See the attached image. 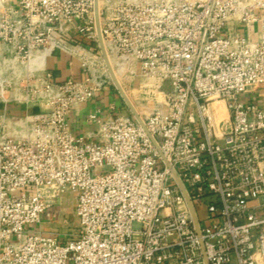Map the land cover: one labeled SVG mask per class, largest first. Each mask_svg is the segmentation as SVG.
Here are the masks:
<instances>
[{
    "label": "built area",
    "instance_id": "2783aa9c",
    "mask_svg": "<svg viewBox=\"0 0 264 264\" xmlns=\"http://www.w3.org/2000/svg\"><path fill=\"white\" fill-rule=\"evenodd\" d=\"M98 13L112 70L153 103L139 115L199 237L131 114L111 104L74 121L114 89L94 0H0V103L27 109L0 114V264H205L200 240L208 264H264V0H98ZM56 52L85 77L56 81Z\"/></svg>",
    "mask_w": 264,
    "mask_h": 264
},
{
    "label": "crops",
    "instance_id": "0c3cea01",
    "mask_svg": "<svg viewBox=\"0 0 264 264\" xmlns=\"http://www.w3.org/2000/svg\"><path fill=\"white\" fill-rule=\"evenodd\" d=\"M255 29L256 27H252L250 30H246L242 26L232 24L226 28L225 33L241 34L244 36L247 35L252 39H256L257 34ZM46 68L52 73L54 79L59 82L68 79L80 81L85 77V72L82 70L79 62L76 59L59 52L54 53L52 56L46 59ZM123 83H125L124 80L122 83L120 82L121 85ZM255 97L257 101H259L261 104H264V87L259 88V90L255 94ZM111 104L115 105V107H117V109H119V112H121L122 114H128V112L124 110L125 108L120 98L116 95V92L112 88L108 87L101 95L97 96L94 100L83 106L78 111V113L74 114V121L79 128H84V118L88 113H90L95 108H100L103 112H106L107 108ZM3 111H6L9 116H20L23 115L27 111V109L23 106L12 103H9L7 105L0 103V114ZM28 111L35 112L36 109H29Z\"/></svg>",
    "mask_w": 264,
    "mask_h": 264
},
{
    "label": "water",
    "instance_id": "95a60500",
    "mask_svg": "<svg viewBox=\"0 0 264 264\" xmlns=\"http://www.w3.org/2000/svg\"><path fill=\"white\" fill-rule=\"evenodd\" d=\"M94 18H95V29H96V34H97L99 50H100L103 62L105 64V67L107 69V72L109 74V77L112 81L113 87H114L115 91L117 92L118 96L120 97V99L122 100V102L125 104L126 108L128 109L129 113L131 114V116L135 119V121L138 123V125L141 127V129L144 131V133L146 134V136L148 137V139L150 140V142L154 146L155 150L157 151L158 155L160 156L161 160L163 161V163L166 165L167 169L169 170V173L171 174V176L175 180L177 186L179 187V189H180V191H181V193H182V195H183V197L187 203V206H188V209L190 211V215H191V218L193 221V225L195 228V232H196L197 236L199 237V228H198V222H197V219L195 216V212L193 210V206L191 204L189 196H188L181 180L179 179L178 175L176 174L174 169L171 167V165L168 163L165 156L160 151L156 141L151 136V134L148 132V130H147L145 124L143 123L141 117L139 116V114L135 110L134 106L132 105L131 101L129 100V98L127 97V95L125 94V92L123 91L121 86L119 85V83L115 77V74L112 70V67L109 63V59L107 57V54H106V51H105V48L103 45L102 37H101V30H100V24H99V13H98V0H94ZM199 244H200V248H201V251L203 254L205 264H208L206 261L205 255H204V249H203V245H202L201 240L199 241Z\"/></svg>",
    "mask_w": 264,
    "mask_h": 264
},
{
    "label": "rangeland",
    "instance_id": "374dc122",
    "mask_svg": "<svg viewBox=\"0 0 264 264\" xmlns=\"http://www.w3.org/2000/svg\"><path fill=\"white\" fill-rule=\"evenodd\" d=\"M7 75H9V74L6 73V72H3V71L0 72V79L6 78ZM23 75L24 74H22L21 76H23ZM117 78H118V76H117ZM118 80H119V83L120 82L122 83L123 80H124L125 83L122 84L123 86L121 84L120 85L122 86L123 91L125 92V94L129 98V100L131 101V103L133 104V106L135 107V109L137 110V113L143 114L145 112L146 107H152L153 103H151V102L145 103L144 102L145 98H148V96H146V94L144 93L145 90L138 88V80L133 83V85H134L133 87L128 86L129 83H130V80H129V78L127 76H125V77H119ZM6 91H7V93L10 92V90H4V92H6ZM116 95L118 96L117 92H116ZM157 97L160 98V100L162 98L161 95H157ZM121 102H122V100H121ZM122 104H123V106L125 108L124 110H126V112L129 113V111L126 108L125 104L123 102H122ZM213 107H215L217 109L218 114L220 113L219 114V117H221V118H219L218 116H216V114H213L214 117L216 118V120H214V123L216 125L219 122H223L225 124V122L227 120V112H226L224 103L221 102V101H215ZM70 208H68L69 211H70Z\"/></svg>",
    "mask_w": 264,
    "mask_h": 264
},
{
    "label": "bare ground",
    "instance_id": "6f19581e",
    "mask_svg": "<svg viewBox=\"0 0 264 264\" xmlns=\"http://www.w3.org/2000/svg\"><path fill=\"white\" fill-rule=\"evenodd\" d=\"M47 54H48V51H43V52H41V53H38V54H36L34 57H33V59H32V62H31V65L32 66H41L42 64H43V62H44V60H45V58H46V56H47ZM109 63H110V65H111V67L113 66L112 65V63H111V61H109ZM113 72H114V74H115V77H116V75L118 76V78L119 77H125V76H127L128 78H129V80L131 81V77L127 74V73H125L124 71H115V70H113ZM116 79H117V77H116ZM117 81H118V79H117ZM118 83H119V81H118ZM119 85H120V83H119ZM121 86V85H120ZM121 88H122V86H121ZM123 89V88H122ZM133 105V104H132ZM214 106V105H213ZM212 106V108H211V111H210V116L212 117V118H214L215 120H216V118L214 117V115L213 114H216V116H218L219 117V114H218V112H217V109L215 108V107H213ZM135 108V107H134ZM136 110V109H135ZM216 110V111H215ZM214 112V113H213ZM139 114V113H138ZM140 116V115H139ZM222 116V115H221ZM219 118H221V117H219ZM218 118V119H219Z\"/></svg>",
    "mask_w": 264,
    "mask_h": 264
}]
</instances>
